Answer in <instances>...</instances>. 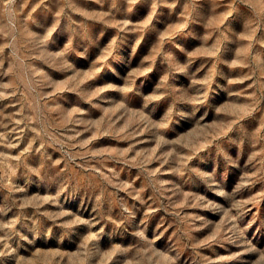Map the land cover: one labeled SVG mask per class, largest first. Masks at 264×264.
<instances>
[{"label":"rangeland","instance_id":"obj_1","mask_svg":"<svg viewBox=\"0 0 264 264\" xmlns=\"http://www.w3.org/2000/svg\"><path fill=\"white\" fill-rule=\"evenodd\" d=\"M0 264H264V0H0Z\"/></svg>","mask_w":264,"mask_h":264}]
</instances>
